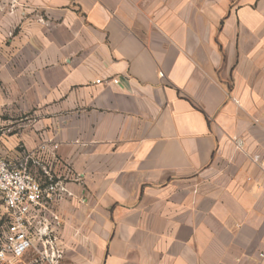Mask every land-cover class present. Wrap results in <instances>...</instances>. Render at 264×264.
<instances>
[{
	"label": "crops",
	"instance_id": "0c3cea01",
	"mask_svg": "<svg viewBox=\"0 0 264 264\" xmlns=\"http://www.w3.org/2000/svg\"><path fill=\"white\" fill-rule=\"evenodd\" d=\"M256 155L264 0H0V157L71 193L57 264H264Z\"/></svg>",
	"mask_w": 264,
	"mask_h": 264
},
{
	"label": "built area",
	"instance_id": "2783aa9c",
	"mask_svg": "<svg viewBox=\"0 0 264 264\" xmlns=\"http://www.w3.org/2000/svg\"><path fill=\"white\" fill-rule=\"evenodd\" d=\"M96 82L103 81L97 79ZM110 82L114 85L120 84L118 78H113ZM29 159L30 157H26L22 162L13 163L0 157V182H5L0 184V198L7 214L0 233V261L8 262L22 257L34 246V240L37 238L42 247L40 256L51 264H57L63 256V251L57 246L56 237L51 235V227L58 224L59 217L54 213L50 220H44L38 212L43 209L50 210V205L58 196L71 193L49 175L41 163L39 166L48 178L44 182L38 180L30 171ZM254 160L264 166V155H256ZM4 169L9 175H15L14 178L4 181ZM17 251L21 254L17 255ZM260 256L264 257V252Z\"/></svg>",
	"mask_w": 264,
	"mask_h": 264
},
{
	"label": "rangeland",
	"instance_id": "374dc122",
	"mask_svg": "<svg viewBox=\"0 0 264 264\" xmlns=\"http://www.w3.org/2000/svg\"><path fill=\"white\" fill-rule=\"evenodd\" d=\"M7 214L5 213V209L3 207L2 199L0 198V233L4 228L6 222Z\"/></svg>",
	"mask_w": 264,
	"mask_h": 264
},
{
	"label": "clouds",
	"instance_id": "9594fccd",
	"mask_svg": "<svg viewBox=\"0 0 264 264\" xmlns=\"http://www.w3.org/2000/svg\"><path fill=\"white\" fill-rule=\"evenodd\" d=\"M3 171L5 172L4 181H8L9 179L14 178L15 175L14 176L13 175H9L8 172L6 171V169H4ZM3 183H5V182H0V184H3ZM20 254H21L20 251H17V255H20Z\"/></svg>",
	"mask_w": 264,
	"mask_h": 264
}]
</instances>
